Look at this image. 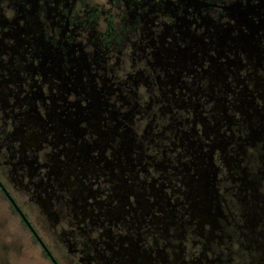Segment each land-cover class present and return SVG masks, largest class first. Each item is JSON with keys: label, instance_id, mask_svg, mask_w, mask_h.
<instances>
[{"label": "flooded vegetation", "instance_id": "flooded-vegetation-1", "mask_svg": "<svg viewBox=\"0 0 264 264\" xmlns=\"http://www.w3.org/2000/svg\"><path fill=\"white\" fill-rule=\"evenodd\" d=\"M0 195L50 264H264V0H0Z\"/></svg>", "mask_w": 264, "mask_h": 264}, {"label": "rangeland", "instance_id": "rangeland-1", "mask_svg": "<svg viewBox=\"0 0 264 264\" xmlns=\"http://www.w3.org/2000/svg\"><path fill=\"white\" fill-rule=\"evenodd\" d=\"M0 264H50L1 195Z\"/></svg>", "mask_w": 264, "mask_h": 264}, {"label": "trees", "instance_id": "trees-1", "mask_svg": "<svg viewBox=\"0 0 264 264\" xmlns=\"http://www.w3.org/2000/svg\"><path fill=\"white\" fill-rule=\"evenodd\" d=\"M3 196V195H2ZM4 199V197H2ZM12 211V210H11ZM13 212V211H12ZM14 213V212H13ZM23 225V223H21ZM23 227L25 228V226L23 225Z\"/></svg>", "mask_w": 264, "mask_h": 264}, {"label": "water", "instance_id": "water-1", "mask_svg": "<svg viewBox=\"0 0 264 264\" xmlns=\"http://www.w3.org/2000/svg\"><path fill=\"white\" fill-rule=\"evenodd\" d=\"M24 219H25V217H24ZM25 221H26V219H25ZM28 225H29V223H28ZM30 226V225H29ZM31 227V226H30Z\"/></svg>", "mask_w": 264, "mask_h": 264}]
</instances>
